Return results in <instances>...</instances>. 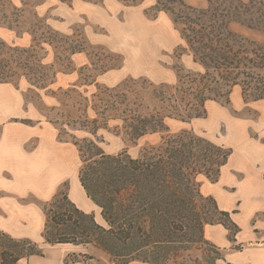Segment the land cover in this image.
Listing matches in <instances>:
<instances>
[{
  "label": "trees",
  "instance_id": "16d2710c",
  "mask_svg": "<svg viewBox=\"0 0 264 264\" xmlns=\"http://www.w3.org/2000/svg\"><path fill=\"white\" fill-rule=\"evenodd\" d=\"M206 2L196 6L185 0H155L154 9L169 14L198 70L180 69L171 89H153L162 107L152 111H141L140 103L128 101L119 88H106L102 92L108 100L98 105L103 125L108 118H116L132 139H139L168 131L167 118L203 116L209 101L229 103L235 87L245 100H264V0ZM30 58H36L32 47L17 48L0 39V83L12 81L20 70L42 86L47 78L43 63L37 58L33 66ZM83 122V127L93 124L89 129L93 137L73 141L82 159L78 178L104 224L93 212L79 208L66 191H59L44 206L45 242L91 245L115 264H219L225 260L221 248L205 238L204 227L221 224L230 241L236 240L240 227L229 211L201 192L198 177L217 181L231 148L183 129L161 135L139 156L126 149L109 154L95 138L98 117ZM193 249L200 251V258L190 253ZM31 255H44L36 241L15 238L0 229V264H18ZM93 258L82 251L71 252L65 263L90 264L87 260Z\"/></svg>",
  "mask_w": 264,
  "mask_h": 264
},
{
  "label": "rangeland",
  "instance_id": "374dc122",
  "mask_svg": "<svg viewBox=\"0 0 264 264\" xmlns=\"http://www.w3.org/2000/svg\"><path fill=\"white\" fill-rule=\"evenodd\" d=\"M185 1L196 6L207 3ZM154 4L155 0H0V39L17 48L32 47L36 56L30 58L32 65L39 58L47 73L42 86L20 70L12 81L0 83V210L10 226L6 232L15 238H30L39 247L45 242L44 206L56 193L34 194L30 186L42 176L55 181L58 191H66L72 200L69 178L79 181L82 167L73 141L93 137L89 132L93 124L81 126L84 119L98 117L95 138L109 154L126 149L139 156L161 135L183 129L231 148V164L246 152L264 153V100H245L239 87L227 104L209 101L203 116L167 118L164 133L132 139L116 118L103 125L98 105L108 100L102 92L106 88H119L128 101L140 103L141 111H152L162 107L153 89H171L180 69L198 70L179 29ZM91 212L104 224L96 205ZM64 244L69 253L92 255L86 259L90 264H115L91 245ZM190 253L200 258V251Z\"/></svg>",
  "mask_w": 264,
  "mask_h": 264
},
{
  "label": "crops",
  "instance_id": "0c3cea01",
  "mask_svg": "<svg viewBox=\"0 0 264 264\" xmlns=\"http://www.w3.org/2000/svg\"><path fill=\"white\" fill-rule=\"evenodd\" d=\"M261 152H246L245 155L237 156L233 164L231 162L234 156L231 153L228 162L221 169L219 179L215 182L202 175L198 177L201 192L212 196L220 209L229 211L232 219L240 227L236 240L230 241L228 230L221 224L205 225V238L220 247L225 258L219 264L221 262L222 264H264V153ZM42 177L38 184L29 185L35 195L45 197L49 193L52 195L59 192V185L55 181L45 180ZM69 179L72 201L85 212H91L94 202L86 195L77 178ZM74 190L77 194L73 192ZM5 204L9 207L6 201ZM11 207L17 211L15 205L11 204ZM3 220L5 221L6 218L0 210V229L6 232L10 226ZM240 244L241 249L235 248ZM64 245V243L42 242L40 248L44 253L43 256L31 255L19 260L18 264H66L65 257L69 251Z\"/></svg>",
  "mask_w": 264,
  "mask_h": 264
}]
</instances>
